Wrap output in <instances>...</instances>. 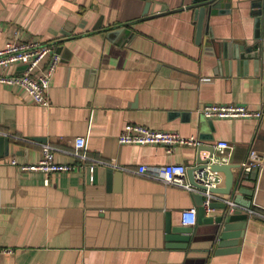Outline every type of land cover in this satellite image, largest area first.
<instances>
[{
    "label": "crops",
    "instance_id": "obj_1",
    "mask_svg": "<svg viewBox=\"0 0 264 264\" xmlns=\"http://www.w3.org/2000/svg\"><path fill=\"white\" fill-rule=\"evenodd\" d=\"M255 1L223 0L224 13L207 11L198 43L194 0H0V49L12 41L56 42L61 57L50 107L0 84V136L10 137L0 143V264H264V221L249 218L239 251L216 255L217 225L198 223L195 192L102 165L91 180L89 167L45 174L10 163H37L44 143L71 150L78 136L87 138L93 158L132 170L173 163L189 171L198 146L221 141L232 146L221 163L242 166L252 150L264 160V116L208 119L199 111L207 104L264 110V65L241 66L225 56L226 45L253 42ZM115 26L130 33L111 40ZM127 124L176 132L200 145L169 153L163 145L120 144ZM56 160L76 162L64 153ZM219 176L217 187L224 188ZM244 185L254 190L252 208L264 211V163ZM191 209L197 221L189 247H168V223L185 227L182 212Z\"/></svg>",
    "mask_w": 264,
    "mask_h": 264
},
{
    "label": "built area",
    "instance_id": "obj_2",
    "mask_svg": "<svg viewBox=\"0 0 264 264\" xmlns=\"http://www.w3.org/2000/svg\"><path fill=\"white\" fill-rule=\"evenodd\" d=\"M55 48L56 42H9L5 48L0 49V84L20 87L26 91L35 104L50 107L49 88L61 62V57L55 52ZM47 59L48 62L44 64ZM15 66H23V72L9 73L8 70ZM199 111L208 119H259L264 116V110H251L249 107L241 104H207L201 107ZM16 139L19 140V138ZM118 141L120 144H136L141 146L163 145L169 153H172L174 147L177 145H200L193 137L184 138L176 132L152 130L139 124H127L119 135ZM215 148L219 155L216 153L214 160L218 161L220 155L225 154L232 146L226 141H221L216 144ZM88 149L87 138L78 136L74 139L71 150L50 143H44L41 144V158L37 163H20L16 159H12L10 163L22 172H43L45 174L79 172L83 168L89 167L92 174L91 180H94L93 174L96 166L102 165L121 171L135 172L146 178L160 181L166 186H176L190 192H196V189L186 182L188 167L183 164L142 165L137 170H132L93 158L90 156ZM58 153L69 154L75 158L76 162H58L56 160ZM263 163V158L258 156L256 151L252 150L248 156V161L242 164V167L245 171L250 172L255 167L260 168ZM211 187H217V184L212 181ZM206 196L208 198L204 206L207 208V212L209 211L208 206L212 198L226 201L230 206H234L232 199H223L220 195H212L209 192L206 193ZM247 212L249 218H258L264 221V211L251 208ZM196 221V209L182 212V222L185 227L194 226Z\"/></svg>",
    "mask_w": 264,
    "mask_h": 264
},
{
    "label": "water",
    "instance_id": "obj_3",
    "mask_svg": "<svg viewBox=\"0 0 264 264\" xmlns=\"http://www.w3.org/2000/svg\"><path fill=\"white\" fill-rule=\"evenodd\" d=\"M223 0H194V5L190 8L195 11L197 21V42L201 43L202 34L204 31V21L206 12L212 14L214 10L221 11ZM227 5V8H230ZM255 14L259 17L256 19L257 31L253 36V42L250 44L247 41L234 48L226 45V57L235 59L239 65H246L250 60H254L256 68L264 65V34L262 35V21L264 22V0H256L253 3ZM224 12H220L222 14ZM130 30L126 26L113 27L108 30V37L113 40L119 34L128 35ZM234 49V50H233ZM3 141L10 143V137L0 136V143ZM208 152L207 158H201V152ZM215 148L211 145L198 146L196 165L187 172L189 184L192 185L196 192L194 198L198 206V223L199 224H216L217 228L214 232L212 250L216 255H226L237 253L242 244L244 230L249 220L248 210L252 208V197L254 190L246 187L245 181L248 179L256 180L260 172L259 167L253 168L250 172L245 171L242 166L232 163H221L215 161ZM239 171L235 174L234 171ZM109 177L113 175L111 169L108 170ZM219 174L225 176V186L211 187L212 181L216 184L220 182ZM212 195H229L234 203L230 206L226 201H217L211 199L208 209H221L223 214L218 217H207V208L204 206L207 200L206 193ZM248 196L242 199V196ZM245 198V197H244ZM167 240L170 248L187 249L193 239V228L191 227H172L168 223Z\"/></svg>",
    "mask_w": 264,
    "mask_h": 264
}]
</instances>
